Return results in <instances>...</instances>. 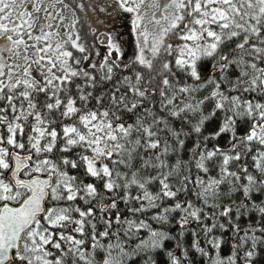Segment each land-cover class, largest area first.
<instances>
[{
  "label": "snow or ice",
  "instance_id": "obj_1",
  "mask_svg": "<svg viewBox=\"0 0 264 264\" xmlns=\"http://www.w3.org/2000/svg\"><path fill=\"white\" fill-rule=\"evenodd\" d=\"M0 264H264V0H0Z\"/></svg>",
  "mask_w": 264,
  "mask_h": 264
},
{
  "label": "trees",
  "instance_id": "obj_2",
  "mask_svg": "<svg viewBox=\"0 0 264 264\" xmlns=\"http://www.w3.org/2000/svg\"><path fill=\"white\" fill-rule=\"evenodd\" d=\"M85 30H86V22H85Z\"/></svg>",
  "mask_w": 264,
  "mask_h": 264
}]
</instances>
